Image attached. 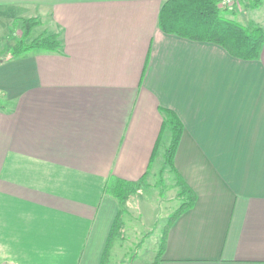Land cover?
Segmentation results:
<instances>
[{"label":"crops","instance_id":"1","mask_svg":"<svg viewBox=\"0 0 264 264\" xmlns=\"http://www.w3.org/2000/svg\"><path fill=\"white\" fill-rule=\"evenodd\" d=\"M165 1L0 0V48L33 17L62 42L0 63V264H101L119 210L105 185L146 174L129 209L155 190L161 108L184 125L175 167L197 199L160 264H264V45L243 60L164 33Z\"/></svg>","mask_w":264,"mask_h":264},{"label":"trees","instance_id":"2","mask_svg":"<svg viewBox=\"0 0 264 264\" xmlns=\"http://www.w3.org/2000/svg\"><path fill=\"white\" fill-rule=\"evenodd\" d=\"M261 1L253 0L252 7L258 6ZM40 24L41 19L37 17L22 19L20 38L8 50L9 56L1 57L4 52L0 49V63L16 59L33 50L58 52L62 47L59 34L42 33L31 37L33 29ZM159 27L167 34L220 45L232 56L243 60L259 59L264 45V28L262 26L245 25L226 17L223 10L218 6V0H167L160 9ZM161 112L164 116L162 130L168 128L171 139L163 154L164 162L158 173L159 181H164V175L168 171L175 175L176 186L179 188L180 205L169 216L164 226L160 247L152 264L161 263L171 226L180 215L194 206L197 199L193 189L185 182L175 167V155L184 131V125L173 110L161 108ZM158 148L159 143L153 152L152 161L158 155ZM145 179L146 174L139 182H131L118 177H111L107 181L105 193L117 199L119 210L113 222L101 264L110 263L115 243L123 233L125 216L129 212L131 200L139 192Z\"/></svg>","mask_w":264,"mask_h":264},{"label":"rangeland","instance_id":"3","mask_svg":"<svg viewBox=\"0 0 264 264\" xmlns=\"http://www.w3.org/2000/svg\"><path fill=\"white\" fill-rule=\"evenodd\" d=\"M251 1L249 3V0H247L243 3V11L247 13L244 17V23L245 25L263 26L264 0L254 7H251ZM9 30L2 37L4 41L0 49L4 53H8L6 49L12 43L14 44L21 34L20 29H15L11 25H9ZM39 34H41V29L37 26L31 37ZM155 177V182L158 180L157 184L154 183L155 186L153 184L155 190L147 193L148 187H145L142 191L143 196L134 202L135 205L130 208L131 210L129 209L130 212L124 225V232L120 235L115 248L112 250L110 264L153 263L164 226L169 216L180 205L179 188L175 184L174 175L170 171L166 172L163 182L159 181L157 174Z\"/></svg>","mask_w":264,"mask_h":264},{"label":"built area","instance_id":"4","mask_svg":"<svg viewBox=\"0 0 264 264\" xmlns=\"http://www.w3.org/2000/svg\"><path fill=\"white\" fill-rule=\"evenodd\" d=\"M245 0H218L219 8L223 9H238L240 12L243 11V3Z\"/></svg>","mask_w":264,"mask_h":264}]
</instances>
